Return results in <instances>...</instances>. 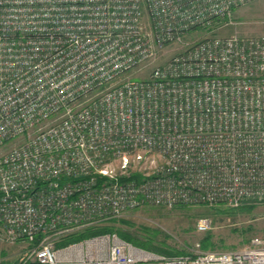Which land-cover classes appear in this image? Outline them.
Masks as SVG:
<instances>
[{"label": "built area", "instance_id": "obj_1", "mask_svg": "<svg viewBox=\"0 0 264 264\" xmlns=\"http://www.w3.org/2000/svg\"><path fill=\"white\" fill-rule=\"evenodd\" d=\"M254 1L0 0V257L264 264L262 237L176 257L68 241L145 208L264 205V37L222 33Z\"/></svg>", "mask_w": 264, "mask_h": 264}, {"label": "rangeland", "instance_id": "obj_2", "mask_svg": "<svg viewBox=\"0 0 264 264\" xmlns=\"http://www.w3.org/2000/svg\"><path fill=\"white\" fill-rule=\"evenodd\" d=\"M235 26L223 31V35L237 33L242 37H264V0H256L233 13ZM200 32H192L190 37L201 38ZM178 52L175 46L170 47L168 55ZM202 218L212 221L209 233L199 232L197 224ZM122 219L133 225L119 223L117 227L133 237L140 244L154 243L156 246L165 244L170 250L189 253L199 249L202 240L212 236V243L217 252L236 251L245 248L246 239L250 242L255 237L264 238V205L252 211L232 209L225 205L214 207L199 206L183 209L166 210L162 208H145L124 216ZM250 229V233L243 232ZM86 237H90L89 235ZM23 248L13 246L9 252L0 257V264H18L23 258Z\"/></svg>", "mask_w": 264, "mask_h": 264}, {"label": "trees", "instance_id": "obj_3", "mask_svg": "<svg viewBox=\"0 0 264 264\" xmlns=\"http://www.w3.org/2000/svg\"><path fill=\"white\" fill-rule=\"evenodd\" d=\"M200 33L202 35L201 37H203L206 32L201 31ZM257 206H263V205H245V206L240 207V209L245 210V211H252V210L256 209ZM183 208H187V207H179L176 209H183ZM237 209H239V208H237ZM119 223L126 224L129 226L133 225L132 222L120 218V219L113 220V221L109 222L108 224L104 225L103 227H99L98 229H91V230H88L87 232L82 233L79 236H72L68 241H74V240L82 239L88 235L93 236V235H98V234L116 233L121 239L131 243L135 247H138V248L143 249L147 252L154 253L157 255L167 256V257H176V256H187V255L192 254L186 250H182L179 252L174 251V250L171 251L170 247H167L165 244H163V245L161 244L160 246H156L154 243L140 244L139 242H137L136 239L129 236L124 231L120 230L117 227V224H119ZM207 233H209V232H207ZM248 233H250V229L243 232L244 235H246ZM211 241H212V236L209 234L201 242V245H200L201 251H215V250H217L216 245L213 244ZM248 243H250V239L245 240V244H248Z\"/></svg>", "mask_w": 264, "mask_h": 264}]
</instances>
